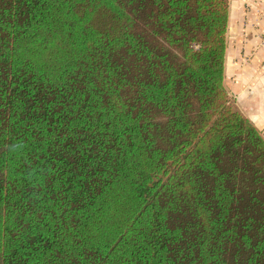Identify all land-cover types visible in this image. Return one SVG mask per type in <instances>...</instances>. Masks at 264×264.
<instances>
[{"label": "trees", "instance_id": "1", "mask_svg": "<svg viewBox=\"0 0 264 264\" xmlns=\"http://www.w3.org/2000/svg\"><path fill=\"white\" fill-rule=\"evenodd\" d=\"M229 0H0V264H264V138L224 82Z\"/></svg>", "mask_w": 264, "mask_h": 264}, {"label": "crops", "instance_id": "2", "mask_svg": "<svg viewBox=\"0 0 264 264\" xmlns=\"http://www.w3.org/2000/svg\"><path fill=\"white\" fill-rule=\"evenodd\" d=\"M224 82L264 138V0H229Z\"/></svg>", "mask_w": 264, "mask_h": 264}, {"label": "rangeland", "instance_id": "3", "mask_svg": "<svg viewBox=\"0 0 264 264\" xmlns=\"http://www.w3.org/2000/svg\"><path fill=\"white\" fill-rule=\"evenodd\" d=\"M227 91H228V92H229V94H230V90H228V89H227ZM230 95H231V94H230Z\"/></svg>", "mask_w": 264, "mask_h": 264}]
</instances>
